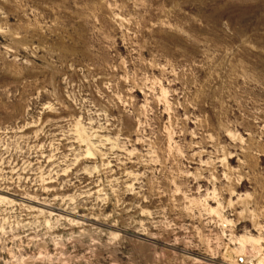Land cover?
Here are the masks:
<instances>
[{"label":"rangeland","instance_id":"obj_1","mask_svg":"<svg viewBox=\"0 0 264 264\" xmlns=\"http://www.w3.org/2000/svg\"><path fill=\"white\" fill-rule=\"evenodd\" d=\"M0 264H264V0H0Z\"/></svg>","mask_w":264,"mask_h":264}]
</instances>
